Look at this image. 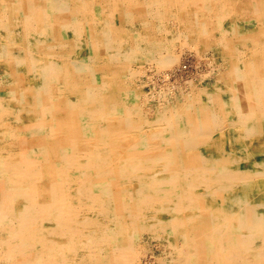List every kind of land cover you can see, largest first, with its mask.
I'll return each mask as SVG.
<instances>
[{
    "label": "bare ground",
    "instance_id": "1",
    "mask_svg": "<svg viewBox=\"0 0 264 264\" xmlns=\"http://www.w3.org/2000/svg\"><path fill=\"white\" fill-rule=\"evenodd\" d=\"M0 264H264V0H0Z\"/></svg>",
    "mask_w": 264,
    "mask_h": 264
},
{
    "label": "rangeland",
    "instance_id": "2",
    "mask_svg": "<svg viewBox=\"0 0 264 264\" xmlns=\"http://www.w3.org/2000/svg\"><path fill=\"white\" fill-rule=\"evenodd\" d=\"M178 50L180 51L179 54H178ZM176 52H177V55L179 56L178 57L179 60L177 62H175V64H173L170 68L167 67V68L163 69L160 74H153V71H151V70H149L150 72L147 71L146 79L149 82L144 84V89L146 92H150L153 87L155 88V90H158L159 87H162L164 85H167L169 87H174V86L180 85V86L184 87L188 81L194 80L200 74L208 72L207 70L209 69V66L207 64V61H206V58L204 55H201L198 53L196 54V51L194 49H190L187 47H182V49L179 48L176 50ZM206 55L208 56V54H206ZM180 67H181V69H180ZM165 74L166 75L171 74V75L166 76ZM148 75H149V77H148ZM162 75L163 76L165 75V76L162 78ZM157 77H159L160 80L157 79ZM165 77H166V79H164ZM163 83H165V84H163ZM159 84H160V86H159ZM170 85H173V86H170ZM154 244L155 243L153 242L152 248L155 249L156 246H154ZM155 250H157V247Z\"/></svg>",
    "mask_w": 264,
    "mask_h": 264
}]
</instances>
